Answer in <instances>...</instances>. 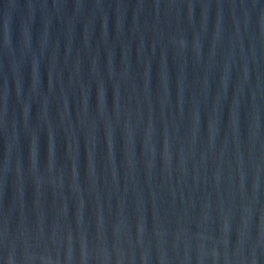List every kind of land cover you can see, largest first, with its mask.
<instances>
[{
	"label": "water",
	"instance_id": "obj_1",
	"mask_svg": "<svg viewBox=\"0 0 264 264\" xmlns=\"http://www.w3.org/2000/svg\"><path fill=\"white\" fill-rule=\"evenodd\" d=\"M0 264H264V0H0Z\"/></svg>",
	"mask_w": 264,
	"mask_h": 264
}]
</instances>
